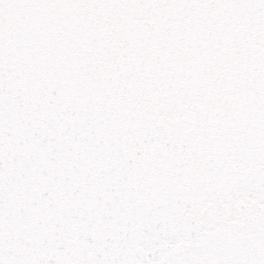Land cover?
Listing matches in <instances>:
<instances>
[{
	"label": "snow or ice",
	"instance_id": "snow-or-ice-1",
	"mask_svg": "<svg viewBox=\"0 0 264 264\" xmlns=\"http://www.w3.org/2000/svg\"><path fill=\"white\" fill-rule=\"evenodd\" d=\"M0 264H264V0H0Z\"/></svg>",
	"mask_w": 264,
	"mask_h": 264
}]
</instances>
